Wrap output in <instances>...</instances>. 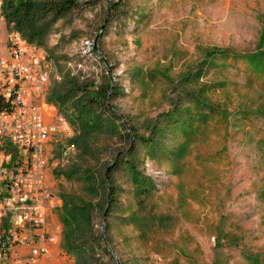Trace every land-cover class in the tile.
Listing matches in <instances>:
<instances>
[{
  "label": "rangeland",
  "instance_id": "rangeland-1",
  "mask_svg": "<svg viewBox=\"0 0 264 264\" xmlns=\"http://www.w3.org/2000/svg\"><path fill=\"white\" fill-rule=\"evenodd\" d=\"M10 1L0 56L18 40L36 48L47 82L32 99L46 122L65 121L44 146L59 243L42 264H264V83L240 58L264 57V0H75L40 12L41 43L6 17ZM94 88L103 108L89 105ZM87 109L100 126L83 153L74 119ZM72 168L104 181L95 196ZM68 193L93 206L91 236L74 248L62 240Z\"/></svg>",
  "mask_w": 264,
  "mask_h": 264
},
{
  "label": "built area",
  "instance_id": "built-area-1",
  "mask_svg": "<svg viewBox=\"0 0 264 264\" xmlns=\"http://www.w3.org/2000/svg\"><path fill=\"white\" fill-rule=\"evenodd\" d=\"M40 58L19 40L0 56V264L19 255L16 264H42L59 243L47 227L44 146L65 121L46 122L47 106L32 99L47 82Z\"/></svg>",
  "mask_w": 264,
  "mask_h": 264
},
{
  "label": "trees",
  "instance_id": "trees-1",
  "mask_svg": "<svg viewBox=\"0 0 264 264\" xmlns=\"http://www.w3.org/2000/svg\"><path fill=\"white\" fill-rule=\"evenodd\" d=\"M73 6H75V0H58V4L49 3L45 5H41V3H39L38 1L14 0L10 1V3L7 5L8 12L6 14V17L15 22V29L20 34H22L29 43L32 42V40L41 43V41H39V38L41 35H43L44 31L47 30V28L44 25H37L39 19L43 17L42 13L40 12H44L46 9L48 10V12L52 10L56 12L68 11ZM36 16H38V19ZM234 56L235 57L233 59H237L239 57L238 55ZM240 58L245 61V65L247 66L249 71L257 76H260L261 81L264 83V57L259 55H243ZM93 84H95L96 87H100L96 83H91L90 85ZM107 87L109 90L110 86L107 85ZM104 91L105 93H103L102 97L98 93V88L86 91L90 96L89 105H91V108L92 106H94L95 108L101 106V108H103L104 99L107 97V92L106 90ZM90 113H92L91 109H87L84 112L81 111L78 115V120L77 118L74 119V122H76V124L80 126L81 136H78L77 138L79 140V148L83 153H86V149L88 147L87 145L89 144L88 136H90V133L93 132L94 129L100 126V123L94 122L95 119L94 117L90 116ZM96 116L98 120L99 115H95V117ZM88 123L89 125H86ZM154 135H151L149 139H139L138 141L139 143L150 144L151 146L154 144V140L151 139L152 137H154ZM171 144L172 143H169L163 149L164 151H166V153L172 155L174 153V150H168V147ZM77 174H79V170H75V168H72L67 171V173H65L68 178H72ZM79 175L81 177H77L81 181L80 183L82 193L86 196H95L94 194L100 187H102L104 181H99V179H97L96 177H92L91 174L83 173V176L81 174ZM111 194V189H107L105 195L109 196ZM59 199L61 200L62 208V211L60 213V220L64 228L62 233V240L66 243V245L70 244L72 248L76 244V242L86 240L91 236V214L93 206L90 203H87L82 197V194L80 195L79 193H68L66 195H60ZM107 254H109L108 251ZM79 256H84V252L78 251L76 253V257L78 258ZM79 263L80 261L78 260V264Z\"/></svg>",
  "mask_w": 264,
  "mask_h": 264
},
{
  "label": "crops",
  "instance_id": "crops-1",
  "mask_svg": "<svg viewBox=\"0 0 264 264\" xmlns=\"http://www.w3.org/2000/svg\"><path fill=\"white\" fill-rule=\"evenodd\" d=\"M45 174H46V182H48V180H47V173H46V171H45ZM47 184V183H46Z\"/></svg>",
  "mask_w": 264,
  "mask_h": 264
}]
</instances>
